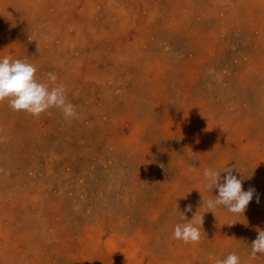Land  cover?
<instances>
[{
  "label": "rangeland",
  "instance_id": "obj_1",
  "mask_svg": "<svg viewBox=\"0 0 264 264\" xmlns=\"http://www.w3.org/2000/svg\"><path fill=\"white\" fill-rule=\"evenodd\" d=\"M4 56L77 116L0 102V264H264V0H0ZM226 167L243 214L203 207Z\"/></svg>",
  "mask_w": 264,
  "mask_h": 264
},
{
  "label": "clouds",
  "instance_id": "obj_2",
  "mask_svg": "<svg viewBox=\"0 0 264 264\" xmlns=\"http://www.w3.org/2000/svg\"><path fill=\"white\" fill-rule=\"evenodd\" d=\"M39 48V45H38ZM36 67L27 60L15 59L10 56L0 58V102L6 98L9 106L15 111H27L29 114L39 117L50 108L59 109L65 119L77 116L75 106L67 101L66 89L63 83H58L55 73H47L48 83L38 82L35 79ZM194 169H198L194 166ZM0 172L10 175L0 168ZM223 172L227 175L221 183V174L214 169L206 168L203 176L206 181V188L218 189V195L214 199H206L203 196V207L215 214V209L223 206L228 212L243 214L253 199L254 189L244 191L242 181L233 174L232 169L226 167ZM186 211L191 212L192 206L188 205ZM206 211V212H209ZM205 212V213H206ZM204 214L198 218V213L187 223H177L174 226L173 236L177 240L187 243H198L201 239L200 228L197 224L203 225ZM183 219V217H181ZM234 223H230L232 225ZM257 253L264 254V230H258L257 238L252 242L250 256L257 257ZM214 264H241L240 257L235 253H229L223 259H215Z\"/></svg>",
  "mask_w": 264,
  "mask_h": 264
},
{
  "label": "bare ground",
  "instance_id": "obj_3",
  "mask_svg": "<svg viewBox=\"0 0 264 264\" xmlns=\"http://www.w3.org/2000/svg\"><path fill=\"white\" fill-rule=\"evenodd\" d=\"M198 31V30H197ZM159 137V136H158ZM174 139V138H173ZM175 141V140H174ZM187 147V146H186ZM154 148V147H153ZM172 148V147H171ZM50 155V154H49ZM224 156V155H223ZM52 157V156H51ZM164 168H165V166H164ZM157 175V174H156ZM45 177V176H44ZM58 177V176H57ZM31 181V180H30ZM68 182V181H67ZM41 183V182H40ZM67 184V183H66ZM68 188V187H67ZM62 192V191H61ZM148 192V191H147ZM167 192V191H166ZM67 195H68V193H67ZM169 195H170V193H169ZM7 199V198H6ZM71 199V198H70ZM76 205V204H75ZM177 207V206H176ZM41 208V207H40ZM157 209V208H156ZM162 209V208H161Z\"/></svg>",
  "mask_w": 264,
  "mask_h": 264
}]
</instances>
